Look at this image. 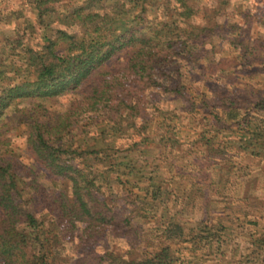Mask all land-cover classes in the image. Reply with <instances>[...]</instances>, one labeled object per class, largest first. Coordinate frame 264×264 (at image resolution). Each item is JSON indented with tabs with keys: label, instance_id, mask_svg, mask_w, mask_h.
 I'll list each match as a JSON object with an SVG mask.
<instances>
[{
	"label": "trees",
	"instance_id": "16d2710c",
	"mask_svg": "<svg viewBox=\"0 0 264 264\" xmlns=\"http://www.w3.org/2000/svg\"><path fill=\"white\" fill-rule=\"evenodd\" d=\"M231 2L18 0L13 12L28 16L25 31L0 46V128L11 111L20 113L38 168L0 131V264H48L52 248L69 242L72 264L223 259L221 238L234 223L210 207L209 186H224L239 155L264 161V89L239 82L261 70L255 64L264 67L263 44L228 17ZM216 39L234 58L215 59ZM157 94L206 115L196 137L179 141L175 116L149 99ZM61 96L70 97L64 111L44 110ZM176 147L185 167L166 163L168 178L159 168L146 171ZM181 173L194 189L185 196L172 187ZM197 202L198 218L187 209ZM256 219L234 264H264V225ZM108 235L126 238L129 249L99 252Z\"/></svg>",
	"mask_w": 264,
	"mask_h": 264
},
{
	"label": "rangeland",
	"instance_id": "374dc122",
	"mask_svg": "<svg viewBox=\"0 0 264 264\" xmlns=\"http://www.w3.org/2000/svg\"><path fill=\"white\" fill-rule=\"evenodd\" d=\"M18 7V0H0V46L6 38L12 39L20 34L19 32L22 33L25 31L26 23L24 20L25 16H28V12L24 11V16L17 18L18 13L13 11ZM244 14H247L246 17H244ZM227 15L229 18L232 17L234 21L240 22V24L244 23L241 27L248 29V31H242L243 35L248 37L247 40L254 39L261 42L263 46L260 51L264 55V5L261 0H232ZM37 33L38 32H35V34ZM214 42L215 45L213 51L215 52V59L225 58L227 61H230L234 58L235 55L231 54V49L226 44L223 42L219 43L217 39ZM255 65L261 70L250 76L240 74L241 79L239 82L241 84L247 83L248 85L264 89L263 64L257 63ZM149 99L151 103L157 104L160 108L164 109V111H168L169 114L167 115H170V117L175 116L174 122L176 123L177 132L175 136L180 142H184L188 137H196V129L199 131L202 127L201 125L206 123V120H204L206 115L201 111L190 113L181 110V101L169 100V97L164 94L150 96ZM24 101L25 100L18 103L16 107L22 109L27 106V102ZM45 102L46 103L43 106L44 110L64 111L68 104H70V97L61 96L54 99L52 103L51 101ZM9 116L10 123L7 126L0 128V131L3 132V138L9 140L8 147L12 149L23 162L38 168V164L31 158L25 148V138L29 128L27 122H20V119H15L16 116H20V113L15 111H11ZM3 138L0 137V141ZM178 148L179 147H176L171 153L168 148H164L162 157L158 158L157 161H152L151 155H144L141 158L142 160L149 159V161H152V163H149L150 165H147L150 167L146 168V171L159 168V173H162V175H165V177L168 178L171 173L166 171V163L174 161L175 164H181V167H185L186 160L183 159V156L181 157L182 150ZM181 148L184 149V146L182 145ZM185 150L186 153L195 154L193 148H187ZM154 152L155 151H153V153ZM192 154H190V156H192ZM234 160L236 161V165H234L226 176L227 179H224V186L222 185L223 187L220 186V188L216 185L213 187L209 186V189H211V195L213 194L212 199L214 200L210 207H214L218 210L223 209L225 214H227L226 217H228L226 220H233L234 223V226L231 228L229 232L230 234L228 233L229 235L226 236V239L221 238L225 245L224 249L226 253L223 259L220 258L221 260H215L214 257H210L200 261L199 264H234L236 262L235 259L238 258V252L234 253L233 251L236 248L240 251L242 248L248 246V238L244 232L247 231V233H250L251 229L253 230L254 227H257L255 224L256 222L254 223L256 218V220H260L257 224L261 227L264 225V161L253 159L246 155H239L238 158H234ZM182 173L181 177L173 175L174 180L172 181V187L178 191L177 193L179 196H185V192L190 188L187 184L192 183V180H188L190 176L183 175ZM243 174L245 177L240 176ZM245 180L248 182L245 183ZM193 190L194 189H191L188 192H193ZM244 191H248L249 198L246 199L243 196ZM200 202H197L195 205L196 207H193V204H190L187 208L188 211H192L193 216L196 218L201 215L202 208L199 204ZM239 207L246 209V217L243 215L244 211L240 212L237 210ZM149 227L150 225L148 224L144 227V230L148 233H150ZM106 247H109L110 249L113 248L114 251L122 254L129 249V242L126 238L108 235L106 239L101 240L97 250L102 252ZM59 248L60 251L57 250V252L52 248V254H49L47 257V263L72 264L76 257L73 245L70 242L64 243ZM242 251H246V249H243ZM217 253L220 255L221 252L218 251ZM218 254L216 256L217 258L219 257Z\"/></svg>",
	"mask_w": 264,
	"mask_h": 264
}]
</instances>
